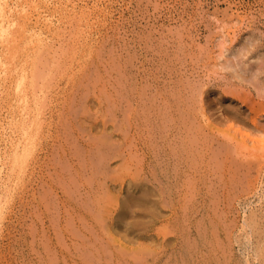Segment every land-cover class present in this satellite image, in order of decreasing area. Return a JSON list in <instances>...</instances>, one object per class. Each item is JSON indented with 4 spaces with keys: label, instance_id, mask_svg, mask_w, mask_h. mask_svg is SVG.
I'll return each instance as SVG.
<instances>
[{
    "label": "rangeland",
    "instance_id": "rangeland-1",
    "mask_svg": "<svg viewBox=\"0 0 264 264\" xmlns=\"http://www.w3.org/2000/svg\"><path fill=\"white\" fill-rule=\"evenodd\" d=\"M3 1L0 0V4H2L0 5V10L2 11V14L0 11V14H1L0 21H2V19L4 18V16L2 15H5L6 18H4L3 21L4 23H6V21L8 20V23H9L10 21L9 19L11 20L14 19L17 16L16 13L20 14L21 11H22L21 13H23L24 15H27L28 17L30 16L31 21L29 20L30 22H27V23H30V26L35 27V30L37 31L41 29V34L43 35V38L41 40L43 41L45 39L43 41V46H42L44 49L41 46H39L40 49L42 48L41 49L42 52L39 49L40 52L38 51L36 57H39V56L45 57V59L46 58L54 59L55 57L54 60L57 59L56 60L57 63L59 64V66L60 65L61 66H60V70H58L57 73L53 72L48 76L50 77V79L51 77L52 79L54 78L56 79L50 80V82L52 81L53 84L52 83L50 84L51 88L47 89L48 90V92L46 91L47 94L45 93L46 95L42 98L43 106L41 107V110L39 111L40 117H39V124L37 127V135L34 138L35 140L33 144L28 145L30 146V150L28 154L26 155V159H25L26 166H24V168L25 167L26 168H25V172L23 175L24 176L23 181L21 180L20 181L21 183L19 182V184L16 185L18 187L14 186L15 189L12 188L11 190L12 186L9 187L10 189L8 190V195L12 191L11 193L14 194V196L10 193L11 196L5 199L6 203L3 204L2 209H0V264H53V262L54 264H88V263L89 264H99V261H102V263L100 264H127V263L128 264H177L176 262L177 258L181 257V255L183 257L187 253L186 250H187L188 245H189L188 250H190V253H188V259L190 257L188 264H202V263L204 264V262L206 263L209 257L208 255L209 252L214 253V258L212 260L213 264H218V263L219 264H253V263L260 264L261 257L254 256L255 255L254 247L256 246L255 244H256L257 234L253 233L252 231H249L248 229H245L244 225H246V219L252 213L254 214L262 213V212L264 213L263 211L264 202H261L262 200L260 199L259 195L256 193V192L260 193V190H261L260 187L264 185V180H263L264 176L258 177V175L254 173L256 171L251 168L250 170H253L252 173L250 171L247 173V175L249 173H250L249 175L252 174L253 175L252 178L253 179L255 178L254 180L249 175L248 176L250 178H248L247 176L243 179L241 178L242 173L241 174L236 173V175H238V178L236 175L232 177V179H234L233 181L234 182L236 181L235 186L232 187V185L234 184L232 183L231 185L229 183V187H230L229 189H233L234 192L230 190L229 195H226L227 200H225V196H222L224 194H222V192L219 190V187L221 186L220 183L221 182L223 183V181L221 182L219 181L220 180L219 173L221 172H219L218 170V175L213 174L212 176L211 175L212 172H209L211 174L209 173L202 174L203 170L200 169L199 173L201 174L199 175H203L206 178V182H207V184L205 183L206 185L203 184L202 186L201 185L199 186V187H202V190H205V191L201 190L202 195L207 193V191L212 192V189H214L211 195L210 193L209 195L213 196V198H214V195H216L215 201L219 199L217 201V203L219 204L217 206L219 207H217L216 205L213 207L212 206L213 202L208 201V204L209 203L210 204L206 206L205 204H203L204 209H202L201 207L202 200H200L199 197H197V199L199 198L200 201L196 200L195 203L197 204H195V206L192 208H190V206L183 200V199H187V197L183 199H181L180 197L179 199L176 196L178 198L177 199L175 195L170 197L171 198L170 201L172 202L171 204L167 203V196L165 197L163 195L162 196L163 198L160 203L161 205L159 203L158 204L160 206L157 205V202H156L157 197L154 196L156 193L151 189V185H150L151 181L148 180L147 175L145 176V172L143 175V171L141 172V169H144V171H147L148 168L152 170L153 168L152 165H154L156 169H158V166L163 169V163H164L163 159L162 161L157 160L159 164L158 163H156L157 165L154 164V161H153L155 158L153 156L155 155L154 146L156 147V149L158 148L161 150L163 149L165 153H167L166 151H168L169 148L170 149L174 148V151L178 152V154H182L179 152V150L178 151L176 150V148L178 147V146L176 147L177 142H180V141L183 142L182 140H180L182 139V136H183V139H187V143L189 142V140L194 141L195 146L194 147L192 146L193 147L192 150L197 147L196 153H199L201 155L202 153L204 154L200 156L202 161L204 160L203 158L205 157V155L208 156L209 158L210 155L213 156L214 154L212 161L214 160V157L220 158V160L222 158V157H219L222 154L219 151L222 145L219 142L217 143L216 139L212 141L213 146H210V150H208L209 151L208 152L202 146L197 145V144H201L202 141L201 142L200 140L197 141L195 136L192 137L193 136L192 134L189 135L187 134V132L185 133L184 129L178 128L180 127L179 124L178 125L176 124L177 125L176 126L172 121L170 123L171 126L167 125V123L165 125L166 127L164 128V130H166L167 132L165 131H162L163 133L161 132V134L164 136V138L162 137V140L160 139L161 136L158 135L156 131L155 132L157 134H154L155 133L154 129L152 130L153 125L155 128L156 125H158V123L161 122V118L166 117V113L160 115L159 113L157 114L155 111L158 110L157 112H160V111L163 112L162 105L164 104L166 100L169 99V96L172 95L171 93H174L172 96H170V98L172 97L171 101L173 102L171 105L175 104L176 106L174 105V107L176 108L178 106L177 102L181 100L182 104L181 103L180 104L182 106L181 107L178 106V107L180 109L184 107L189 110H191L192 108L197 114H199L198 115L200 116L199 121L202 120L201 114L199 112V107H200L199 101L201 100L200 98L204 96V94L202 95L201 93L205 90L211 91V93H207V94L209 95V98H210L209 101H211L209 103L212 106L210 110V113L212 114V118L219 116V113H217L215 110L216 100L219 101L218 99L220 98L223 100H226L235 95L239 100H241L242 102L244 101V104L253 105L255 108L260 107L258 109H264V90L262 89V84L264 85V81H263L264 80V69L263 68L260 69L261 73L258 75L257 78H255L256 75L254 76L255 71L259 67L264 66V57H263L264 56L263 55L264 54V0H39V1L35 0L34 2L36 3H34V6L30 4L31 2L33 3V0L32 1L31 0H20V2L16 0L15 1L14 0H9V1L3 0ZM15 2L16 3L18 2L19 4L23 2L22 7H18L19 4L17 3L16 5ZM27 2L29 3L26 6ZM40 2L43 4V6L42 4L40 5ZM4 3H7V6L9 5L8 8L9 7L12 8L11 5L12 6L16 5V6H13L14 7L13 9L15 10L17 9L16 12L14 10V13H13L12 11L13 9L10 11V14H11L10 16L13 15L11 18L10 16H8L9 12H7V10H5L6 12L3 11L4 9H7L6 4L5 6L3 5ZM30 5H32V7ZM39 7L41 8L39 9ZM36 8L38 9L36 10ZM18 10L20 12H18ZM52 10H53V13H52ZM86 11L88 14L86 13ZM35 13H37L38 15L36 14L37 16H35ZM44 13L45 14L48 13V14L45 15ZM60 15L62 16L60 17ZM78 15L80 16V19ZM37 17L38 18L40 17L38 20L39 22L37 21L38 23L36 22V20L38 19ZM74 17L76 18V20ZM21 19L22 18L20 17L18 20H21ZM74 21L77 23L75 24ZM21 22L23 21L21 20ZM44 31L45 33L46 32L47 33L45 34ZM50 32L51 34H53V36H51ZM71 33L72 35H70ZM47 44L48 45L50 44V46L48 47ZM71 45H72V49L76 48L77 50L75 49L74 51L81 52V55H83L82 53L87 54L86 51H89L88 48L89 49L93 48L92 51L95 50V52L94 51L92 52L91 49H90L91 52L90 51L89 52L96 54V55L92 54V55L85 56L82 58L80 57V59H77L75 57L76 60H73V58H71V61H70V57L68 58L66 56L67 59H65V56L63 55V51L66 48L71 47ZM45 47L47 48L45 49ZM82 50H84V52H82ZM97 50L98 52L99 51L100 52L98 53ZM248 51L249 53H247ZM43 52H44L43 54L44 56L41 54ZM46 52L50 53V55L47 54ZM51 53L56 54V55H52ZM46 54L47 56H45ZM77 54H78V57L81 56L79 55V53ZM112 55L114 58L112 57ZM98 56H100L101 58ZM89 59L93 63L92 62L89 63L90 62ZM68 64L70 67L68 66ZM95 64L96 66L95 68H93L94 67L93 65ZM77 67L79 68L78 70H77ZM69 69H71L70 70L71 72L69 71ZM73 71H75V73ZM57 75H59L60 77ZM0 76H1V71H0ZM79 76L81 79L79 78ZM101 77H102V81H101ZM84 79L86 82L84 81ZM93 79L94 80L96 79V81H94ZM112 79L114 81H112ZM261 80L263 83H261ZM109 81L113 83H110ZM89 82L92 85L91 88H94L93 89L94 92L92 89H90ZM76 84H77V88H76ZM185 84L186 86H184ZM86 85L88 86V88ZM126 85L128 86L126 87ZM165 88L167 89L165 90ZM131 89H133V92L131 91ZM190 90L192 94L191 96H190ZM3 91H4V88L2 89L0 88V92L2 93ZM88 91H89L88 94H90V96L87 95ZM176 93L177 94L181 93L182 97L180 98V100L175 99ZM195 94L197 96H195ZM1 95L4 97L3 93ZM137 95H139L138 96L140 97L139 99L138 97H136ZM99 96L101 98H99ZM165 96H168V98H166ZM135 97L138 100H136ZM183 98L184 99L186 98L185 103H183L184 102ZM99 99L101 100L102 104L100 101L98 102ZM0 102H1L0 104V126H2L0 127V132L3 131L5 135L4 136L2 132L0 133V153H1L0 161L2 160L0 164L1 165L5 164L3 168H6L7 159L5 158L6 152L4 151H5V147L6 149L8 148V144H7L8 139H5V137L10 138L8 135L14 136L17 134V132H15L14 129H12V127L7 126L6 106L2 105V100ZM120 102H122L125 107ZM156 102H157V105H156ZM124 103H126V105ZM188 103H190L192 107L190 106V104L188 105ZM223 104L224 106L227 104L226 107L228 108L231 106L230 104L228 106V102L223 103ZM132 105H134V107ZM193 105H195L194 107L196 108V110L195 108H193ZM65 106L66 108L67 107L68 108L66 109ZM107 106H110V107H107ZM146 106L147 108H145ZM98 107H99V111H98ZM130 108L131 110L135 108L134 110L131 111L132 114H130L131 112H129ZM175 108L171 110V111H174V114L177 113ZM110 109H111V112H110ZM136 109L138 110V113L134 112L136 111ZM109 113L112 115H109ZM73 114L77 116H74ZM95 115H96V118H95ZM133 115H135V117ZM111 117H112V120H111ZM121 117H122V120H121ZM137 117L138 118L141 117V118L138 119ZM82 118L83 120H81ZM125 119H127V121ZM135 120H136V123H135ZM154 120L157 124L154 122ZM74 121L75 123H73ZM125 121L126 123L128 122L127 124L130 125L129 127L127 126ZM139 121H140V124H139ZM69 122L73 125H71ZM200 122L198 123V127L201 123L203 124V122L201 123ZM231 122L232 121L228 123H231ZM124 124L126 125L125 127L126 129L124 128L125 126ZM231 124L234 125V129L237 126V129H241L242 131H247L246 129L240 128V126L237 125L236 122L231 123ZM139 125L140 126L143 125L144 127H140ZM259 126L261 128H264L263 120H262V124H260ZM3 127H7L5 130L6 132L2 129ZM108 127H110V129ZM61 129L62 131H60ZM119 129H121L122 132ZM156 129L157 127L155 128V130ZM206 130L205 129L203 130L202 132L203 135H209L208 130L207 132H205ZM199 132L201 133V130H199ZM150 133L152 137L150 136ZM245 133H248V131ZM100 134L105 135L103 137L104 139L101 138L103 135L101 136ZM213 134L215 138H217L218 136L222 138L216 132L215 133L213 132ZM98 135L100 138L98 137ZM124 135H126L128 139ZM165 135L167 139L165 138ZM255 135L254 136L256 140L257 139L259 140L260 137H258V134L256 133ZM172 137L175 142L173 141ZM120 138L123 140H121ZM155 138L158 142L155 140ZM126 139L127 141L124 142V140ZM151 139H153V141H151ZM175 139L176 140L178 139V140L176 141ZM222 139H225V138H222ZM87 140L89 141L87 142ZM65 141L67 143H65ZM83 141H85L86 143ZM116 141L119 144H121V142H123L124 144L122 143V145H119ZM170 141L172 142L169 143ZM107 142H108V145H107ZM154 142L155 144H153ZM89 143L93 145H90ZM4 144H6L7 146ZM104 144L106 145L107 149L109 148V150L117 149L116 146H118V149L121 148L120 150H117L120 161H119L118 155L114 156L113 158L114 160H112L115 162V165L117 166L118 164L121 165L120 162L126 158L129 159V160L126 159L127 162L132 163V164H128V167H127L128 170L124 169L125 173L123 174H126V175L122 174V178H121L123 179L122 186L120 187L119 185L120 182H117L115 183L116 189H113V190L110 189V186H112V182L109 181L110 179L105 178L106 180L104 179L103 181V179H100V175L98 176L93 171L97 167L98 162H100L101 165L102 163H104L103 162L104 158H101L104 156L103 149L105 148H102ZM99 145H102V146L98 147ZM109 145L110 146L112 145V146L110 147ZM172 145L174 146L172 147ZM75 146L78 147L79 149L76 148ZM85 146L86 147L88 146V147L86 148ZM96 149H100V150H96ZM9 150L10 149H8V151ZM120 152L123 154L121 155ZM98 153L100 154V157ZM157 153H158L157 159L158 158L161 159V156L163 153H161L160 150H158ZM181 156L182 158H184V154H182ZM134 157L136 159H134ZM170 157L175 158L176 156L174 155ZM177 157L175 159L171 158L173 160L171 161L173 162V164H176L175 167L178 169L177 171L179 173L180 172L182 173V171L184 170V167L187 166L188 164L185 162L186 160L185 159L182 160L181 157H179L180 162L177 161ZM237 158L238 160H241V157L237 156ZM4 159L6 160L4 161ZM220 160H218V162ZM238 160L237 162H239ZM242 160H241L242 162H245L244 160L246 159L242 158ZM88 161L90 162L86 164ZM183 162L185 163V165L183 164ZM190 164H191V160H190ZM65 165L66 166L69 165V166H67L66 168ZM89 165H91L94 168H92ZM147 165H151V167L150 166L147 167ZM172 165L168 167L169 168L174 167ZM179 165L181 166V168ZM182 166H183V169H182ZM165 167L166 166H164V168ZM178 167L182 170H180ZM129 168H130V172H129ZM234 168H236V166ZM139 169H140V172L138 175L137 171ZM65 170L68 172H66ZM75 170H76V173H75ZM163 170L165 171V169ZM158 171H161V169ZM213 171H215V169ZM5 172L6 170L3 169V171L0 173V194H1L0 197H2L3 195L4 196L3 198H5V196L7 195L6 189H8V187L5 189L2 187V185H4V183L6 182ZM172 173H173V169H172ZM134 174H136V176L138 175L137 178H135L136 176ZM228 174L229 173L227 172L226 176ZM132 175L135 177L132 178L133 177ZM95 178H97V180L94 181ZM76 179L78 180L79 183L77 182ZM134 179H136L135 181L136 183L139 182V180L140 182L143 181L144 186L142 187L143 190H141V195L139 192L132 193L131 189L127 190L128 183H129L128 181L133 182ZM216 179L217 181L220 182L219 183L220 185L216 183L217 182ZM249 179L250 180L252 179V182H254L253 184L256 187L251 188V192L249 195H243V192H245L247 188V182L249 181ZM258 180H260L261 182ZM89 184H92V188L94 185L96 186V188H98L96 192L97 193L101 192L102 198L109 199L112 196L114 201L116 200L115 202L117 204L115 203V206L112 207L111 211L107 214L105 221L103 220L104 224L102 222H98L99 220H95L96 218L95 214L93 213L92 215V212H94L93 210L95 209H93L94 207H92L90 210V207L88 205L91 203L90 201H92L90 199H93L92 197H90V195L87 192V190L88 191L92 190ZM7 185H8V182H7ZM244 185L246 186V188H244L245 187ZM144 187L146 190L144 189ZM216 187L218 189H216ZM99 188H101L102 190ZM147 190H149L150 192ZM151 191L153 192L151 193ZM220 192L222 195L220 194ZM231 193L234 196L232 195L231 197ZM238 193L239 194L242 193L241 195H239L240 197L237 196ZM147 194L149 197L147 196ZM209 195L207 194V196ZM135 196L139 197V199L134 198ZM83 199L85 201H83ZM152 199L153 201H151ZM175 200H178L177 202L179 203H176ZM147 202L148 203L150 202L149 204L152 206V208L150 207L149 209L150 205ZM181 202L185 203L186 205ZM163 203H164V206H162ZM166 203L169 205H167ZM223 203L225 205H223ZM82 204L84 208H82L83 207ZM123 204L125 205L123 206ZM156 206L157 207L159 206V207L156 208ZM126 207L128 211H124L126 210ZM184 207H185V210H184ZM195 207H199V209L197 208L196 209L197 211H196L194 209ZM0 208H1V205H0ZM144 208H145L144 212L146 213V214L144 213L145 215L142 212ZM186 209L187 210L189 209V210L187 211ZM139 210H142V211L139 212ZM220 210H222V213ZM150 211H152V213ZM186 211H187L186 213L187 219L183 220L184 218H186L184 217ZM125 212L127 213L130 212V213L127 214ZM205 212L209 213L208 214L209 216H207L206 215L207 213ZM149 213H151V216L152 215L153 216L151 217ZM214 213L217 214L215 215V217L213 216ZM223 213L225 214L227 213V214L225 215ZM136 214H138L139 217H137ZM181 214H183L184 216L181 217L180 216ZM89 216H90V219H88ZM114 216L117 218H114ZM178 217L180 218L179 220L177 219ZM189 218L191 221L189 220ZM197 218H198V221L199 220L201 221L203 218L204 219L209 218L213 220L211 221L212 223L215 221L216 223L215 222L214 223L218 225L219 228L217 231L219 232L217 234L219 235H216L217 236L216 241L218 240L219 242L217 245V249H215L216 251L201 241L200 234L199 235L197 234L199 233L198 229H200L197 224L198 222L196 221ZM72 220H75V221H72ZM182 220L183 222L185 221L184 224H181ZM91 226L93 227L92 229H91ZM207 227H209V224H207ZM55 231L57 234L55 233ZM197 235L200 238L196 237ZM107 237L109 240L111 239L112 241L110 240L111 241L110 242L107 239ZM93 238L94 240H92ZM97 241H98V245L100 248L97 247L96 249V247L94 246H97ZM100 242L102 243V245ZM81 243L84 244V246L85 245L86 246L84 247ZM195 244L198 245L197 248L194 247ZM111 245H112V248H111ZM190 245H192L193 247L194 254H192L193 251L191 250L192 247ZM222 245L224 246L223 248H222ZM103 246L106 247L108 250H106V248H104ZM209 247L211 249H209ZM87 248L89 250L90 248L91 249L95 248V249L88 251ZM119 250L121 251L119 252ZM91 252H93V254ZM117 252L120 255V258L117 255ZM123 252L125 253V255H123L124 254ZM94 253L96 254V257H94L95 256ZM134 255L136 259L134 258ZM102 256L104 257L107 256V257L104 258ZM124 256L125 258L127 257L126 260L123 259ZM194 256L196 259L194 258ZM203 257L205 258L204 260H203ZM255 257L257 258V260H259V262L255 259ZM93 261L95 263H93Z\"/></svg>",
    "mask_w": 264,
    "mask_h": 264
},
{
    "label": "bare ground",
    "instance_id": "bare-ground-1",
    "mask_svg": "<svg viewBox=\"0 0 264 264\" xmlns=\"http://www.w3.org/2000/svg\"><path fill=\"white\" fill-rule=\"evenodd\" d=\"M3 1V0H2ZM7 1V0H6ZM9 1V0H8ZM15 1V0H14ZM16 1H18V2H20V0H16ZM32 1V0H31ZM35 0H33V3L31 2L30 4H32L33 6H34V3H36V2H34ZM37 1V0H36ZM39 1V0H38ZM4 2V1H3ZM2 2V3H3ZM17 2V3H18ZM26 2V1H25ZM42 2V1H41ZM40 2V5L42 4ZM48 2V1H47ZM51 2V1H50ZM8 3V2H7ZM7 3H4L3 5L5 6V4H6V6H7ZM17 3L15 2V4L17 5ZM23 3V2H22ZM22 3L21 4H19V6L18 7H22ZM28 3L29 2H27V4H26V6L28 5ZM52 3V2H51ZM60 3V2H59ZM11 4H12V2H11ZM0 5H2V4H0ZM16 5H13V6H16ZM21 5V6H20ZM32 5H30L31 7H32ZM36 5V4H35ZM38 5H39V3H38ZM46 5V4H45ZM44 5V6H45ZM58 5V4H57ZM9 6V5H8ZM8 6L6 7L7 9H4L3 11L4 12H6L5 10H7V12H9V15L8 16H10L11 14H10V11L14 8L12 5H11V7L12 8H8ZM42 6H43V4H42ZM47 6V5H46ZM50 6V5H49ZM60 6V5H59ZM58 6V7H59ZM17 7V8H18ZM29 7V6H28ZM36 7H38V6H36ZM3 8V7H2ZM41 7H39V9H40ZM56 8V7H55ZM54 8V9H55ZM70 8H71V6H70ZM10 9V10H9ZM38 8H36V10H37ZM48 9V8H47ZM14 10L15 9H13L12 11H13V13H14ZM17 10V9H16ZM16 10H15V12H16ZM21 10H22V8H21ZM25 10V9H24ZM46 10V9H45ZM1 11V10H0ZM42 11V10H41ZM56 11H57V9H56ZM61 11V10H60ZM63 11V10H62ZM67 11V10H66ZM73 11V10H72ZM80 11V10H79ZM82 11V10H81ZM3 12V13H4ZM18 12H20L19 10H18ZM22 12V11H21ZM20 12V14L19 13H16V15L20 18H22L21 20L23 21V22H21V20H18L19 18L17 17H15L14 19H9L8 17V19L10 20L9 21V23H8V20L6 21V23H4V21H3V19L4 18H6L5 17V15H2V16H4V18L2 19V21H0V71H1V76H0V88L2 89V88H4V91L2 92L3 93V95H4V97L0 94V96H2V97H0L1 98V100H2V105H5L6 106V110H7V113H6V117H7V126L8 127H12V129H14V131L15 132H17V134L16 135H14V136H12V135H8V133H7V135L10 137V138H6L5 137V139H8V141H7V144H8V148L6 149V147H5V151L4 152H6V156H5V158L7 159V162H6V168H3V166L5 165V164H3V165H1L0 166V173L3 171V169H5L6 170V172H5V183H4V185H2V187L5 189V188H7L8 187V189H6V192H7V195L5 196V198H3L4 196L2 195V197H0V205H1V208L0 209H2V206H3V204H5L6 203V198H8V197H10L11 196V194L9 193V195H8V190L10 189L9 187L10 186H12L11 187V190H12V188H14V186H16L17 184H19V182L22 180L23 181V178H24V172H25V168H24V166H26L25 164H26V161H25V159H26V155L28 154V152H29V150H30V146H28V145H32L33 144V142H34V138H35V136L37 135V127H38V124H39V111L41 110V107L43 106L42 104H43V101H42V98L47 94L46 93V91L48 92V88H51L50 87V84L52 83V81L50 82V80L52 79V77H51V79H50V77H48L51 73H53V72H55V73H57V71L58 70H60V66H59V64L57 63V59L56 60H54L55 59V57H54V59H51V58H46L45 59V57H40L39 55V57H36V55H37V53H38V51H39V49H40V47L39 46H43V41L45 40H41L42 38H43V35L41 34V29L39 30V31H37V30H35V27H32V26H30V23H27V22H30L31 21V17H30V19H29V17L27 16V15H24L23 13H21ZM27 12V11H26ZM35 12V11H34ZM83 12V11H82ZM12 13V14H13ZM24 13H25V11H24ZM43 13V12H42ZM50 13H51V11H50ZM52 13H53V10H52ZM52 13H51V15H52ZM61 13V12H60ZM68 13V12H67ZM80 13V12H79ZM85 13V12H84ZM86 13H87V11H86ZM1 14H2V11H1ZM0 14V15H1ZM5 14V13H4ZM26 14H28V13H26ZM37 13H35V16H37L36 15ZM40 14V13H39ZM45 14V13H44ZM43 14V15H44ZM48 14V13H47ZM47 14H45V15H47ZM55 14V13H54ZM88 14V13H87ZM6 15V16H7ZM31 15V14H30ZM33 15V14H32ZM44 15V16H45ZM58 15V14H57ZM63 15V14H62ZM62 15H60V17L62 16ZM13 16V15H12ZM12 16H10V18L12 17ZM27 16V17H26ZM40 16V15H39ZM49 16V15H48ZM54 16V15H53ZM56 16V15H55ZM64 17V16H63ZM76 17V16H75ZM74 17V18H75ZM78 17H79V19H80V16L78 15ZM95 17V16H94ZM38 18V17H37ZM36 18V19H37ZM40 18V17H39ZM39 18L36 20V22L39 20ZM69 18V17H68ZM88 18V17H87ZM1 19V18H0ZM16 19V20H15ZM43 19V18H42ZM54 19V18H53ZM63 19V18H62ZM61 19V20H62ZM67 19V18H66ZM82 19V18H81ZM99 19V18H98ZM30 20V21H29ZM34 20V19H33ZM68 20V19H67ZM72 20V19H71ZM75 20H76V18H75ZM86 20V19H85ZM44 21V20H43ZM65 21V20H64ZM21 22V23H20ZM35 22V21H34ZM39 22V21H38ZM37 22V23H38ZM59 22V21H58ZM75 22V21H74ZM97 22V21H96ZM45 23V22H44ZM69 23V22H68ZM72 23V22H71ZM70 23V24H71ZM77 22H75V24H76ZM81 23V22H80ZM65 24V23H64ZM87 24V23H86ZM31 25H33V24H31ZM46 25H48V24H46ZM45 25V26H46ZM74 25V24H73ZM78 26V25H77ZM86 26V25H85ZM90 26H92V25H90ZM94 26V25H93ZM44 27V26H43ZM56 27V26H55ZM81 27V26H80ZM39 28H41V27H39ZM37 29V28H36ZM44 29V28H43ZM50 29V28H49ZM65 29V28H64ZM63 29V30H64ZM51 30V29H50ZM54 30V29H53ZM61 30V29H60ZM80 30V29H79ZM91 30V29H90ZM47 31V30H46ZM83 31V30H82ZM49 32V31H48ZM57 32V31H56ZM61 32V31H60ZM79 32V31H78ZM81 32V31H80ZM84 32V31H83ZM44 33H45V31H44ZM43 33V34H44ZM47 33V32H46ZM45 33V34H46ZM69 33V32H68ZM86 33V32H85ZM91 33V32H90ZM50 34H51V32H50ZM58 35V34H57ZM70 35H72V33L70 34ZM45 36V35H44ZM51 36H53V34H51ZM81 36V35H80ZM83 36V35H82ZM45 38V37H44ZM72 38H74V37H72ZM78 38V37H77ZM91 38V37H90ZM70 39V38H69ZM85 39V38H84ZM87 39V38H86ZM53 40V39H52ZM72 40V39H71ZM75 40V39H74ZM97 40V39H96ZM47 41V40H46ZM83 41H85V40H83ZM82 41V42H83ZM90 41V40H89ZM54 42V41H53ZM75 42V41H74ZM73 42V43H74ZM49 43H51V42H49ZM69 43V42H68ZM80 43V42H79ZM100 43V42H99ZM81 44V43H80ZM83 44V43H82ZM45 45H46V43H45ZM54 45V44H53ZM84 45V44H83ZM47 46L49 47L50 46V44L48 45L47 44ZM65 46V45H64ZM73 46H74V44H73ZM76 46V45H75ZM51 47H52V45H51ZM69 47V46H68ZM87 47H88V45H87ZM43 48V47H42ZM41 48V49H42ZM47 47H45V49H46ZM78 48V47H77ZM84 48V47H83ZM40 49V50H41ZM44 49V48H43ZM50 49V48H49ZM63 49V48H62ZM67 49V50H66ZM64 51H63V55L65 56V59H67L66 58V56L69 58L70 57V61H71V58H73V60H76L75 59V57L77 58V59H80V57L82 58V57H85V56H89V55H92L93 53H90L91 51H92V49H91V51H90V49L88 48V50L90 51H86L87 52V54H84V53H82L83 55H81V52H75L74 50L76 49H72V45H71V47H69V48H66ZM85 49H86V47H85ZM100 49V48H99ZM77 50V49H76ZM47 51V50H46ZM62 51V50H61ZM60 51V52H61ZM81 51V50H80ZM94 52H95V50H93ZM92 51V52H93ZM40 52V51H39ZM41 52H42V50H41ZM50 52V51H49ZM82 52H84V50H82ZM97 52H98V50H97ZM100 52V51H99ZM98 52V53H99ZM47 53V52H46ZM77 53H79V55H81V56H79L78 57V54ZM97 53V54H98ZM247 53H249V51L247 52ZM42 55L44 54V52L43 53H41ZM47 54H49L50 55V53H47ZM47 54L45 55V56H47ZM52 54V53H51ZM101 54V53H100ZM112 54V53H111ZM256 54V53H255ZM260 54H261V52H260ZM48 55V56H49ZM52 55H56V54H52ZM57 55H58V53H57ZM63 55H62V57H63ZM93 55H96V54H93ZM264 55V54H263ZM44 56V55H43ZM262 56V55H261ZM96 57V56H95ZM98 57H100V56H98ZM112 57H113V55H112ZM264 57V56H263ZM38 58V59H37ZM44 58V59H43ZM60 58V57H59ZM101 58V57H100ZM114 58V57H113ZM92 59V58H91ZM64 60V59H63ZM84 60V59H83ZM90 60V59H89ZM101 60V59H100ZM248 60V59H247ZM61 61H62V59H61ZM80 61V60H79ZM104 61V60H103ZM69 62V61H68ZM86 62V61H85ZM92 61L90 60V62L89 63H91ZM107 62V61H106ZM83 63V62H82ZM93 63V62H92ZM102 63V62H101ZM120 63V62H119ZM124 63V62H123ZM128 63V62H127ZM62 64V63H61ZM71 64V63H70ZM129 64V63H128ZM72 65V64H71ZM80 65V64H79ZM126 65V64H125ZM259 65H261V64H259ZM68 66H69V64H68ZM81 66V65H80ZM88 66V65H87ZM94 67L93 68H95V66H96V64L95 65H93ZM104 66V65H103ZM113 66V65H112ZM120 66V65H119ZM128 66V65H127ZM70 67V66H69ZM83 67V66H82ZM91 67V66H90ZM122 67V66H121ZM64 68V67H63ZM68 68V67H67ZM76 68V67H75ZM85 68V67H84ZM97 68V67H96ZM106 68V67H105ZM109 68H111V67H109ZM261 68H263L264 69V66L262 67H259L256 71H255V74H254V76L256 75V77L255 78H257L258 77V75L261 73V71H260V69ZM65 69V68H64ZM79 68L77 67V70H78ZM82 69V68H81ZM122 69V68H121ZM63 70V69H62ZM61 70V71H62ZM71 69H69V71H70ZM90 70V69H89ZM88 70V71H89ZM104 70V69H103ZM113 70V69H112ZM124 70V69H123ZM125 70H126V68H125ZM68 71V72H69ZM99 71V70H98ZM97 71V72H98ZM121 71V70H120ZM71 72V71H70ZM74 73H75V71H73ZM81 72V71H80ZM84 72V71H83ZM113 72V71H112ZM127 72H129V71H127ZM238 72V71H237ZM59 73V72H58ZM78 73V72H77ZM85 73V72H84ZM92 73H94V72H92ZM101 73H103V72H101ZM61 74V73H60ZM69 74V73H68ZM70 74H72V73H70ZM86 74V73H85ZM100 74V73H99ZM111 74V73H110ZM128 74V73H127ZM74 75V74H73ZM80 75V74H79ZM102 75V74H101ZM114 75V74H113ZM112 75V76H113ZM263 75V74H262ZM57 76H59V75H57ZM56 76V77H57ZM97 76V75H96ZM111 76V77H112ZM116 76H118V75H116ZM253 76V77H254ZM60 77V76H59ZM70 77V76H69ZM68 77V78H69ZM71 77H72V75H71ZM90 77V76H89ZM103 77V76H102ZM102 77H101V81H102ZM79 78H80V76H79ZM86 78V77H85ZM110 78V77H109ZM108 78V79H109ZM2 79V80H1ZM56 78H54V79H52V80H55ZM60 79V78H59ZM62 79V78H61ZM81 79V78H80ZM79 79V80H80ZM104 79V78H103ZM127 79V78H126ZM125 79V80H126ZM253 79V78H252ZM79 80H77V81H79ZM94 80V79H93ZM99 80V79H98ZM118 80V79H117ZM128 80V79H127ZM131 80V79H130ZM2 81V82H1ZM58 81V80H57ZM84 81H85V79H84ZM94 81H96V79L94 80ZM100 81V80H99ZM98 81V82H99ZM112 81H114L113 79H112ZM264 81V80H263ZM54 82V81H53ZM67 82V81H66ZM69 82V81H68ZM73 82V81H72ZM83 82V81H82ZM86 82V81H85ZM110 82V81H109ZM97 83V82H96ZM110 83H113V82H110ZM128 83V82H127ZM126 83V84H127ZM248 83V82H247ZM261 83H263L262 82V80H261ZM53 84V83H52ZM72 84V83H71ZM89 84H90V82H89ZM98 84H100V83H98ZM118 84H119V82H118ZM57 85V84H56ZM64 85V84H63ZM68 85V84H67ZM74 85V84H73ZM123 85V84H122ZM169 85V84H168ZM3 86V87H2ZM87 86V85H86ZM90 86V89H94V88H91V84L89 85ZM94 86H95V84H94ZM128 85H126V87H127ZM175 86V85H174ZM182 86V85H181ZM184 86H186V84L184 85ZM188 86V85H187ZM251 86V85H250ZM98 87V86H97ZM96 87V88H97ZM110 87H111V85H110ZM115 87H117V86H115ZM125 87V86H124ZM135 87V86H134ZM190 87V86H189ZM55 88V87H54ZM68 88V87H67ZM73 88V87H72ZM76 88H77V84H76ZM87 88H88V86H87ZM119 88V87H118ZM128 88H130V87H128ZM191 88V87H190ZM252 88V87H251ZM53 89V88H52ZM57 89V88H56ZM71 89V88H70ZM120 89V88H119ZM125 89H127V88H125ZM124 89V90H125ZM140 89V88H139ZM145 89V88H144ZM167 88H165V90H166ZM260 89V88H259ZM262 89L264 90V85L262 84ZM76 90V89H75ZM75 90H73V91H75ZM78 90V89H77ZM83 90V89H82ZM89 90V89H88ZM106 90V89H105ZM117 90V89H116ZM115 90V91H116ZM173 90V89H172ZM200 90V89H199ZM198 90V91H199ZM69 91V90H68ZM81 91V90H80ZM91 91V90H90ZM99 91V90H98ZM123 91V90H122ZM131 91L133 92V89H131ZM136 91V90H135ZM138 91V90H137ZM184 91H185V89H184ZM187 91V90H186ZM196 91V90H195ZM261 91V90H260ZM38 92H40V93H38ZM67 92V91H66ZM93 92H94V90H93ZM114 92V91H113ZM127 92V91H126ZM130 92V91H129ZM164 92V91H163ZM162 92V93H163ZM180 92V91H179ZM200 92V91H199ZM5 93V94H4ZM46 93V94H45ZM89 93V91L87 92V95H89L90 96V94H88ZM101 93V92H100ZM120 93H121V91H120ZM124 93V92H123ZM168 93V92H167ZM188 93H189V91H188ZM207 93H211V91L210 90H205V91H203L201 94L203 95L204 94V96L203 97H201L200 99V107H199V112H200V114H201V119L202 120H200L201 122H203V124L199 121V118H200V116H198L199 114H197L192 108H191V110H189V109H186V108H182V109H180L179 107H181L182 105V101L180 100V98L182 97V95H181V93H179V94H177L176 93V97H175V99L176 100H180V101H176L177 102V104H178V108L176 107H174V105H171L173 102L171 101L172 100V97L170 98V96H172L174 93H171L172 95H170L169 96V99L168 100H166V99H164V100H166L165 102H164V104L162 105L163 107H162V110H163V112L162 111H160V112H157V111H155L157 114L159 113L160 115L161 114H164V113H166V117H164V118H161V122H159L158 123V125H156L157 123L155 122V120H154V122L156 123L155 125H156V127H157V129L155 130V128H154V125H153V127H152V130L154 129V132L156 131L157 133H158V135H160L161 137H160V139L162 140V137L164 138V136L161 134V132L162 131H165V132H167L166 130H164V128L166 127L165 125H166V123H167V125H169V126H171L170 125V123H171V121L176 125H180V127H178L179 129L181 128V129H184V131H185V133L187 132V134H189V135H193L192 137H194L195 136V138L197 139V141H199L200 140V142L202 141V143L201 144H197L198 146H202L204 149H206L207 151L208 150H210V146H213L212 145V141L213 140H217L216 142L218 143H221V149H219V151L222 153H220L221 155L219 156V157H222L221 158V160H220V158H217V157H214V160L212 161V158H213V156H214V154H213V156H211L210 155V157L208 158V156H206L205 155V157L203 158L204 160L202 161V159L200 158V156H202V155H204L203 153H202V155L201 154H199V153H196V148H194L193 150H192V148L195 146L194 145V141L193 140H189V142L187 143V139H183V136H182V139H180V140H182L183 142H181L180 140V142H177V145L176 144H174V145H176V150L178 151L179 150V152L180 153H182V154H184V158H182V154H178V152H176V151H174V148L172 149H170L169 147V150L168 151H166L167 153H165L164 152V150L162 149H156V147L154 146V153H155V155H153L155 158H154V164L155 165H157L156 163H158L159 164V162L157 161V160H159V161H162V159L164 160V163H163V169H165V171L161 168V167H159L158 166V169H156L155 167H154V165H152V170H150L149 168L147 169V171H144V169H141V172L143 171V175H144V172H145V176L147 175V177H148V180L149 181H151V189L156 193L154 196H156V197H154V198H156V202H157V205H159L160 203H161V200H162V196L164 195L165 197L167 196V203H169V204H171L172 202L170 201L171 200V196H173V195H175V197L177 196L179 199H180V197H181V199H183V198H185V197H187V199H183L189 206H190V208H192V207H194L195 206V204H197V203H195L196 202V200H199V198H200V200H202L201 201V207H202V209H204L203 208V204H205V206L206 205H209L208 204V201L210 202V201H212L213 202V204H212V206L214 207L215 205L217 206V205H219L218 203H217V201L219 200H216L215 201V197H216V195H214V198H213V196H210L211 195V193L213 192V190L214 189H212V192H209V191H207V193H205V194H203L202 195V192H201V190H202V187H199L200 185L202 186L203 184H207V182H206V178L203 176V175H199V174H201V173H199V171H200V169H202L203 171H202V174L204 173V174H207V173H209V172H212V174L211 173H209V174H211L212 176H213V174H216V175H218V170H219V172H221V173H219V181L221 182V181H223V183L221 182H219V181H217V179H216V183H218V185H220L221 184V186L219 187V190L222 192V194H224V195H222L221 194V192H220V194L222 195V196H225V200H227L226 199V195H229V192H230V190L231 191H233V189H229L230 187H229V183L232 185V183L234 184V185H232V187L233 186H235V184H236V181L234 182L233 180L234 179H232V177L234 176V175H236V173H242V177L241 178H245V177H247L248 175H247V173L248 172H250L251 171V173H252V171L253 170H250V168L251 169H254L256 172H254L255 174H257L258 175V177L260 176H264V128H261L259 125L260 124H262V120L264 121V109H258V108H260V107H258V108H255L253 105H247V104H244V101L242 102L241 100H239L237 97H236V95L235 96H233V97H230V98H228V99H226V100H223V99H218L219 101H217L216 100V102H215V105H216V107H215V110H216V112L217 113H219V116H217V117H215V118H212V114L210 113V110H211V108H212V106L210 105V103L209 102H211V101H209V95L207 94ZM55 94V93H54ZM53 94V95H54ZM60 94V93H59ZM64 94V93H63ZM71 94V93H70ZM69 94V95H70ZM77 94V93H76ZM131 94V93H130ZM135 94V93H134ZM139 94V93H138ZM198 94V93H197ZM259 94H260V92H259ZM68 95V96H69ZM118 95V94H117ZM145 95V94H144ZM166 95V94H165ZM180 97H179V96ZM186 95V94H185ZM192 94H191V90H190V96H191ZM201 95V96H202ZM211 95V94H210ZM48 96V95H47ZM61 96V95H60ZM73 96H75V95H73ZM77 96V95H76ZM83 96V95H82ZM85 96V95H84ZM94 96V95H93ZM139 95H137L136 97H138ZM149 96V95H148ZM195 96H197L196 94H195ZM260 96V95H259ZM71 97V96H70ZM88 97V96H87ZM104 97V96H103ZM106 97V96H105ZM120 97H121V95H120ZM135 97V98H136ZM145 97V96H144ZM150 97V96H149ZM166 98H168V96H165ZM186 97V96H185ZM51 98V97H50ZM63 98V97H62ZM64 98H66V97H64ZM76 98H78V97H76ZM99 98H101L100 96H99ZM107 98H108V96H107ZM125 98H126V96H125ZM131 98V97H130ZM140 97H138V99H139ZM161 98V97H160ZM194 98V97H193ZM198 98V97H197ZM54 99V98H53ZM80 99H81V97H80ZM124 99V98H123ZM128 99V98H127ZM137 98H136V100H138ZM174 99V98H173ZM184 99V98H183ZM182 99V100H183ZM0 100V101H1ZM52 100V99H51ZM106 100V99H105ZM111 100V99H110ZM143 100V99H142ZM185 100H186V98L184 99V102L183 103H185ZM189 100V99H188ZM187 100V101H188ZM199 100V99H198ZM197 100V101H198ZM58 101V100H57ZM66 101V100H65ZM101 102V100L99 99L98 100V102ZM173 101H175V100H173ZM194 101V100H193ZM196 101V102H197ZM215 101V100H214ZM86 102V101H85ZM112 102V101H111ZM110 102V103H111ZM123 102V101H122ZM122 102H120V103H122ZM134 102V101H133ZM151 102H152V100H151ZM154 102V101H153ZM171 102V103H170ZM228 102V106H229V104L231 105L229 108L228 107H226V105L224 106V104L223 103H227ZM68 103V102H67ZM73 103V102H72ZM114 103V102H113ZM160 103V102H159ZM158 103V104H159ZM181 103V104H180ZM192 103V102H191ZM0 104H1V102H0ZM45 104V103H44ZM50 104H51V102H50ZM66 104V103H65ZM84 104V103H83ZM88 104V103H87ZM101 104H102V102H101ZM112 104V103H111ZM125 105H126V103H124ZM130 104V103H129ZM131 104H132V102H131ZM130 104V105H131ZM136 104V103H135ZM134 104V105H135ZM141 104V103H140ZM150 104V103H149ZM190 103H188V105H189ZM193 104H194V102H193ZM196 104V103H195ZM223 104V105H222ZM61 105V104H60ZM122 105H123V103H122ZM134 105H132L133 107H134ZM139 105V104H138ZM156 105H157V102H156ZM46 106V105H45ZM51 106H53V105H51ZM85 106V105H84ZM87 106V105H86ZM111 106V105H110ZM110 106H107V107H110ZM124 106V105H123ZM128 106V105H127ZM176 106V105H175ZM184 106V105H183ZM190 106H191V104H190ZM195 105H193V108H195L194 107ZM48 107H50V106H48ZM58 107V106H57ZM105 107V106H104ZM121 107V106H120ZM119 107V108H120ZM125 107V106H124ZM131 107V106H130ZM173 107V108H172ZM192 107V106H191ZM3 108H5V107H3ZM45 108V107H44ZM47 108V107H46ZM60 108V107H59ZM65 108H66V106H65ZM68 108V107H67ZM66 108V109H67ZM80 108V107H79ZM117 108V107H116ZM139 108V107H138ZM145 108H147V106L145 107ZM144 108V109H145ZM158 108V107H157ZM175 108V110L177 111V113L176 114H174V111H171V110H173ZM188 108V107H187ZM198 108V107H197ZM71 109V108H70ZM75 109V108H74ZM104 109V108H103ZM121 109V108H120ZM135 109V108H134ZM134 109H132V110H134ZM85 110V109H84ZM122 110H123V108H122ZM130 111L129 112H131L132 110H131V108L129 109ZM195 110H196V108H195ZM55 111V110H54ZM80 111H81V109H80ZM98 111H99V107H98ZM108 111V110H107ZM118 111H119V109H118ZM125 111V110H124ZM148 111V110H147ZM152 111V110H151ZM69 112V111H68ZM73 112V111H72ZM110 112H111V109H110ZM123 112V111H122ZM126 112V111H125ZM134 112H137L138 113V110L136 109V111H134ZM154 112V113H155ZM173 112V113H172ZM42 113V112H41ZM50 113V112H49ZM80 113V112H79ZM121 113V112H120ZM141 113H143V112H141ZM93 114V113H92ZM96 114V113H95ZM105 114H106V112H105ZM130 114H132V112L130 113ZM148 114H149V112H148ZM43 115V114H42ZM65 115H66V113H65ZM74 115V114H73ZM81 115V114H80ZM87 115V114H86ZM97 115H98V113H97ZM100 115V114H99ZM109 115H112V114H110L109 113ZM114 115V114H113ZM122 115H123V113H122ZM121 115V116H122ZM127 115V114H126ZM140 115V114H139ZM142 115V114H141ZM152 115V114H151ZM217 115V114H216ZM74 116H77V115H74ZM91 116V115H90ZM90 116H88V117H90ZM101 116V115H100ZM134 117H135V115H133ZM138 116V115H137ZM143 116H144V114H143ZM148 116V115H147ZM163 116V115H162ZM94 117V116H93ZM104 117V116H103ZM106 117V116H105ZM110 117V116H109ZM120 117V116H119ZM126 117V116H125ZM132 117V116H131ZM133 117V118H134ZM149 117V116H148ZM73 118V117H72ZM76 118V117H75ZM79 118V117H78ZM95 118H96V115H95ZM108 118V117H107ZM129 118V117H128ZM138 118V117H137ZM139 118H141V117H139ZM138 118V119H139ZM156 118V117H155ZM74 119V118H73ZM136 119V118H135ZM145 119V118H144ZM81 120H83V118L81 119ZM88 120V119H87ZM110 120V119H109ZM108 120V121H109ZM111 120H112V117H111ZM114 120V119H113ZM121 120H122V117H121ZM126 121H127V119H125ZM129 120V119H128ZM157 120V119H156ZM44 121V120H43ZM124 121V120H123ZM126 121H125V123H126ZM133 121H134V119H133ZM140 121H141V119H140ZM140 121H139V124H140ZM230 121H232L231 123H234V122H236L237 123V125H239L240 126V128H243V129H246L247 131H248V133H245V132H247V131H242L241 129H237V126H236V128L234 129V125L233 124H231V123H228V122H230ZM42 122V121H41ZM68 122V121H67ZM78 122V121H77ZM95 122V121H94ZM113 122H115V121H113ZM145 122H147V121H145ZM201 123L200 125H199V127H198V123ZM4 123V124H5ZM59 123V122H58ZM61 123V122H60ZM70 123V122H69ZM73 123H75V121L73 122ZM89 123V122H88ZM118 123V122H117ZM128 123V122H127ZM126 123V124H127ZM135 123H136V120H135ZM43 124V123H42ZM63 124V123H62ZM71 124V123H70ZM77 124V123H76ZM75 124V125H76ZM114 124V123H113ZM121 124V123H120ZM143 124V123H142ZM146 124V123H145ZM173 124V125H174ZM66 125V124H65ZM71 125H73V124H71ZM74 125V126H75ZM122 125V124H121ZM125 125V124H124ZM123 125V126H124ZM174 125V126H175ZM176 125V126H177ZM49 126V125H48ZM60 126H62V125H60ZM64 126V125H63ZM67 126V125H66ZM79 126V125H78ZM127 126L129 127L130 125H128L127 124ZM137 126V125H136ZM140 126V125H139ZM146 126V125H145ZM197 126V127H196ZM0 127H2V126H0ZM40 127V126H39ZM43 127H44V125H43ZM68 127V126H67ZM104 127V126H103ZM122 127V126H121ZM126 127V125L124 126V128ZM138 127V126H137ZM140 127H144L143 125L142 126H140ZM221 127V128H220ZM6 128L7 127H3L2 129L5 131L6 130ZM45 128H46V126H45ZM75 128V127H74ZM78 128V127H77ZM81 128V127H80ZM79 128V129H80ZM83 128V127H82ZM88 128V127H87ZM86 128V129H87ZM109 129H110V127H108ZM133 128H134V126H133ZM66 129V128H65ZM69 129V128H68ZM76 129V128H75ZM126 129V128H125ZM128 129V128H127ZM163 129V130H162ZM170 129V128H169ZM179 129H177V130H179ZM208 130V133H209V135H203V130ZM41 130V129H40ZM83 130V129H82ZM100 130V129H99ZM113 130V129H112ZM121 132H122V130L121 129H119ZM132 130H134V129H132ZM137 130H138V128H137ZM175 130V129H174ZM199 130H201V133H202V135H201V133L199 132ZM207 130L205 131V132H207ZM214 130V131H213ZM39 131V130H38ZM60 131H62V129L60 130ZM78 131V130H77ZM80 131V130H79ZM142 131H143V129H142ZM146 131V130H145ZM2 133H3V135H4V132L3 131H1ZM0 132V133H1ZM6 132V131H5ZM13 132V131H12ZM64 132V131H63ZM70 132H71V130H70ZM81 132V131H80ZM113 132H115V131H113ZM151 132V131H150ZM154 133V134H157V133ZM164 132V133H165ZM169 132V131H168ZM170 132H171V130H170ZM213 132L215 133H218L222 138H225V139H222V138H220L219 136L217 137V138H215V136H214V134H213ZM251 132H253V133H257L258 134V137H260L259 138V140L257 139L256 140V138H255V134H253V133H251ZM85 133V132H84ZM83 133V134H84ZM105 133V132H104ZM119 133V132H118ZM132 133V132H131ZM163 133V132H162ZM185 133H183V134H185ZM195 133V134H194ZM6 134V133H5ZM86 134V133H85ZM84 134V135H85ZM139 134H140V132H139ZM147 134V133H146ZM182 134V133H181ZM40 135V134H39ZM69 135V134H68ZM101 136L103 135V134H100ZM107 135V134H106ZM148 135V134H147ZM153 135V134H152ZM255 135V136H254ZM5 136V135H4ZM3 136V137H4ZM71 136V135H70ZM91 136V135H90ZM105 135H103L101 138L102 139H104L103 137H104ZM121 136V135H120ZM126 138H127V136L126 135H124ZM150 136H151V133H150ZM169 136V135H168ZM174 136V135H173ZM181 136V135H180ZM180 136H179V138H180ZM65 137V136H64ZM66 137H68V136H66ZM82 137V136H81ZM92 137V136H91ZM98 137H99V135H98ZM110 137V136H109ZM152 137V136H151ZM159 137V136H158ZM171 137V136H170ZM257 137V138H258ZM83 138V137H82ZM88 138V137H87ZM100 138V137H99ZM98 138V139H99ZM122 138V137H121ZM120 138V139H121ZM124 138V137H123ZM132 138V137H131ZM146 138V137H145ZM147 138H149V137H147ZM154 138V137H153ZM157 138V137H156ZM156 138H155V140H156ZM165 138L167 139V137H166V135H165ZM178 138V139H179ZM187 138V137H186ZM71 139V138H70ZM73 139V138H72ZM128 139V138H127ZM127 139L126 140H124V142L125 141H127ZM133 139V138H132ZM131 139V140H132ZM159 139V138H158ZM172 139H173V137H172ZM177 139V140H178ZM194 139V138H193ZM65 140V139H64ZM86 140V139H85ZM121 140H123V139H121ZM134 140V139H133ZM176 140V139H175ZM176 140V141H177ZM89 140H87V142H88ZM151 141H153V139H151ZM157 141V140H156ZM173 141H174V139H173ZM229 141V142H228ZM83 142H85V141H83ZM97 142V141H96ZM106 142V141H105ZM117 142V141H116ZM119 142H120V140H119ZM158 142V141H157ZM172 141H170L169 143H171ZM175 142V141H174ZM65 143H67L66 141H65ZM69 143V142H68ZM86 143V142H85ZM92 143H93V141H92ZM118 143V142H117ZM122 143L123 142H121V144H119V145H122ZM168 143V142H167ZM74 144V143H73ZM80 144V143H79ZM90 144V143H89ZM124 144V143H123ZM151 144V143H150ZM153 144H155V142L153 143ZM158 144V143H157ZM4 145H6V144H4ZM88 145V144H87ZM90 145H93V144H90ZM107 145H108V142H107ZM113 145V144H112ZM111 145V146H112ZM117 145V144H116ZM174 145H172V147L174 146ZM7 146V145H6ZM100 146H102V145H99L98 147H100ZM105 146V147H104ZM104 146H102V148H105V149H103V152H104V156L103 157H101V158H104V163H102V165L100 164V162H98L97 163V167L93 170L98 176L100 175V179H103V181H104V179L105 178H108V179H110L109 181H111L112 182V186H110V189H116V186H115V183H117V182H120L119 183V185H120V187L122 186V184H123V179H121L122 178V174L123 173H125V170L124 169H126V170H128L127 169V167H128V164H132L131 162H127V160H129L128 158H126V159H124L123 161H121L120 162V164L121 165H119L118 163H116V164H118V166L117 165H115V162L114 161H112V160H114L113 158H114V156H116V155H118V158H119V154H118V152H117V150H120L121 148H119L118 149V146H116L117 147V149H110L109 150V148L107 149L106 148V145L104 144ZM110 146V145H109ZM110 146V147H111ZM160 146H161V144H160ZM193 146V147H192ZM219 146V145H218ZM76 147V146H75ZM82 147V146H81ZM86 147V146H85ZM88 147V146H87ZM86 147V148H87ZM91 147V146H90ZM94 147H95V145H94ZM94 147H93V149H94ZM123 147V146H122ZM128 147V146H127ZM159 147V146H158ZM171 147V146H170ZM201 147V148H202ZM1 148H2V146H1ZM66 148V147H65ZM76 148H78V147H76ZM134 148V147H133ZM166 148V147H165ZM8 149H10L9 151H8ZM63 149V148H62ZM74 149V148H73ZM79 149V148H78ZM77 149V150H78ZM83 149V148H82ZM91 149V148H90ZM127 149V148H126ZM148 149V148H147ZM153 149V148H152ZM203 149V150H204ZM7 150V151H6ZM87 150V149H86ZM89 150V149H88ZM96 150H100V149H96ZM102 150V149H101ZM106 150V151H105ZM141 150V149H140ZM149 150V149H148ZM158 150H160L161 151V153H163L162 154V156H161V159H157V155H158V153H157V151ZM205 150V151H206ZM68 151V150H67ZM79 151V150H78ZM81 151V150H80ZM94 151V150H93ZM128 151V150H127ZM130 151V150H129ZM135 151H136V149H135ZM64 152V151H63ZM75 152H77V151H75ZM209 152V151H208ZM81 153V152H80ZM89 153V152H88ZM108 153V154H107ZM121 153V152H120ZM133 153V152H132ZM135 153V152H134ZM206 153V152H205ZM1 154V153H0ZM85 154V153H84ZM90 154V153H89ZM99 154V153H98ZM123 153H121V155H122ZM136 154V153H135ZM138 154V153H137ZM207 154V153H206ZM210 154V153H209ZM68 155V154H67ZM70 155V154H69ZM146 155V154H145ZM178 156L177 157V161H179V157H181L182 158V160L183 159H185L186 161V163L188 164L187 166H185L184 167V170L182 171V173L180 172H178L177 170V168L175 167L176 166V164H173V160L171 159V158H173V157H170V156ZM80 156V155H79ZM91 156V155H90ZM97 156V155H96ZM141 156V155H140ZM237 156H239V157H241V160H242V158H245L246 160H244L245 162H242L241 160H238V158H237ZM68 157V156H67ZM76 157V156H75ZM78 157V156H77ZM88 157V156H87ZM87 157H86V159H87ZM98 157V156H97ZM99 157H100V154H99ZM136 157V156H135ZM134 157V159H136ZM139 157V156H138ZM166 157V158H165ZM170 157V158H169ZM175 157V158H176ZM100 158V159H101ZM122 158V157H121ZM145 158V157H144ZM175 158H173V159H175ZM6 159H4V161L6 160ZM64 159V158H63ZM89 159V158H88ZM92 159V158H91ZM98 159V158H97ZM140 159V158H139ZM152 159H153V157H152ZM90 160V159H89ZM93 160H95V159H93ZM117 160V159H116ZM149 160V159H148ZM172 160V161H171ZM181 160V159H180ZM181 160V161H182ZM190 160H191V164H192V166H191V164H190ZM218 160H220L219 162H218ZM237 160L239 161V162H237ZM250 160H252V161H250ZM2 161V160H1ZM1 161H0V163H1ZM3 161V162H4ZM72 161V160H71ZM76 161V160H75ZM101 161V160H100ZM118 161V160H117ZM119 161H120V158H119ZM131 161V160H130ZM176 161V162H177ZM77 162V161H76ZM90 161H88L86 164H88ZM97 162V161H96ZM133 162V161H132ZM180 162V161H179ZM200 162H201V164H200ZM204 162V163H203ZM247 162V163H246ZM75 163V162H74ZM95 163V162H94ZM138 163V162H137ZM140 163V162H139ZM182 163V162H181ZM180 163V164H181ZM203 163V164H202ZM60 164V163H59ZM58 164V165H59ZM91 164V163H90ZM150 164V163H149ZM173 164V165H172ZM183 164L185 165V163L183 162ZM57 165V166H58ZM63 165H64V163H63ZM62 165V166H63ZM92 165V164H91ZM91 165H89V166H91ZM96 165V164H95ZM151 165H147V167L148 166H150L151 167ZM160 165H162V164H160ZM174 166V167H171V168H169L168 166ZM194 165V166H193ZM201 165V166H200ZM216 165H218V166H216ZM61 166V165H60ZM66 166V165H65ZM67 166H69V165H67ZM67 166H66V168H67ZM76 166V165H75ZM81 166V165H80ZM87 166V165H86ZM113 166H115V167H113ZM134 166V165H133ZM146 166V165H145ZM164 166H166L165 168H164ZM180 166V165H179ZM236 166V168H234ZM72 167V166H71ZM92 167V166H91ZM117 167V168H116ZM137 167V166H136ZM143 167V166H142ZM146 167V168H147ZM65 168V169H66ZM69 168V167H68ZM92 168H94V167H92ZM140 168H141V166H140ZM161 169V171H158V170H160ZM179 168V167H178ZM180 168H181V166H180ZM179 168V169H180ZM134 169V168H133ZM133 169H132V171H133ZM172 169H173V173H172ZM182 169H183V166H182ZM182 169H180V170H182ZM215 169V171H213ZM236 169V170H235ZM70 170V169H69ZM77 170V169H76ZM76 170H75V173H76ZM84 170H85V168H84ZM135 170V169H134ZM137 170V169H136ZM179 170V171H180ZM221 170V171H220ZM66 171V170H65ZM79 171V170H78ZM164 171V172H163ZM206 173H205V172ZM235 171V172H234ZM66 172H68V171H66ZM88 172V171H87ZM91 172V171H90ZM129 172H130V168H129ZM128 172V173H129ZM138 173V175H139V172H140V169L137 171ZM227 172L229 173L227 176H226V174H227ZM60 173V172H59ZM70 173V172H69ZM78 173V172H77ZM81 173H82V171H81ZM128 173H127V175H128ZM136 173V172H135ZM233 173V174H232ZM235 173V174H234ZM3 174V173H2ZM61 174V173H60ZM72 174V173H71ZM93 174V173H92ZM198 174V175H197ZM78 175V174H77ZM88 175V174H87ZM94 175V174H93ZM123 175H126V174H123ZM130 175V174H129ZM135 176H136V174H134ZM137 175V176H138ZM215 175V176H216ZM252 175V174H251ZM251 175H249L251 178L253 177V175L251 176ZM67 176V175H66ZM65 176V177H66ZM83 176V175H82ZM133 176V175H132ZM135 176H133L132 178H134ZM137 176L135 177V178H137ZM210 176V175H209ZM231 176V177H230ZM237 176V178H238V175H236ZM248 176V178H250ZM64 177V176H63ZM75 177V176H74ZM77 177V176H76ZM89 177V176H88ZM88 177H87V179H88ZM96 177V176H95ZM129 177V176H128ZM147 177H145V178H147ZM257 177V178H258ZM57 178V177H56ZM72 178V177H71ZM80 178V177H79ZM78 178V179H79ZM94 178V177H93ZM131 178V177H130ZM129 178V179H130ZM131 178V179H132ZM140 178V177H139ZM215 178V177H214ZM217 178V177H216ZM221 178H223V179H221ZM231 180H230V179ZM240 178V177H239ZM248 178H247V180H248ZM59 179V178H58ZM67 179V178H66ZM236 179V178H235ZM253 179V178H252ZM252 179L250 180L249 179V181L247 182L246 180V182H247V188H246V186L244 187V188H246V190H245V192H243V195H249L250 194V192H251V188H253V187H256V186H254V182H252ZM255 179V178H254ZM253 179V180H254ZM261 179V178H260ZM77 180V179H76ZM83 180V179H82ZM81 180V181H82ZM91 180H92V178H91ZM95 180H97V178H95L94 179V181ZM99 180V179H98ZM106 180V179H105ZM133 180V179H132ZM212 180V179H211ZM231 182H230V181ZM241 180V179H240ZM263 180H264V178H263ZM68 181V180H67ZM136 181V179H134V181L133 182H131V181H128L129 183H128V187H127V190H130L131 189V192L132 193H137V192H139L140 193V195H141V190H143V186H144V184H143V181L142 182H140V180H139V182H135ZM138 181V180H137ZM147 181V180H146ZM146 181H144V182H146ZM148 181V182H149ZM209 181V180H208ZM258 181H260V180H258ZM7 182H8V185H7ZM77 182H78V180H77ZM98 182V181H97ZM106 182V181H105ZM104 182V183H105ZM111 182H110V184H111ZM164 182V183H163ZM215 182H213V183H215ZM256 182V181H255ZM261 182V181H260ZM21 183V182H20ZM66 183V182H65ZM79 183V182H78ZM93 183V182H92ZM124 183H126V182H124ZM210 183V182H209ZM208 183V184H209ZM212 183V184H213ZM220 183V184H219ZM94 184H95V182H94ZM148 184V183H147ZM205 184V185H206ZM238 184V183H237ZM257 184V183H256ZM255 184V185H256ZM260 184V183H259ZM72 185V184H71ZM81 185V184H80ZM84 185V184H83ZM86 185H88V184H86ZM90 185V188H92V184H89ZM218 185H216V186H218ZM95 186V185H94ZM93 186V188H92V190H90V191H88L87 190V192H88V194L90 195V197H92L93 199H90V200H92V201H90L91 203L90 204H88V202H87V204L89 205V207H90V210H91V208L92 207H94L93 209H95V210H93L94 212H92V215H93V213L95 214V220H99L98 222H102L103 224H104V222H103V220L105 221V218L107 217V214L111 211V208L112 207H114L115 206V201H114V199H113V197L111 196L109 199H104V198H102L101 196V192H99V193H97L96 192V190H98V188H96V186L94 187ZM99 186V185H98ZM125 186H126V184H125ZM16 187H18V186H16ZM85 187H87V186H85ZM205 187V186H204ZM231 187V188H232ZM239 187V186H238ZM264 185L263 186H261L260 188H261V190H260V193L259 192H256L258 195H259V197H260V199L262 200H260L261 202H264ZM52 188V187H51ZM63 188V187H62ZM81 188V187H80ZM105 188V187H104ZM206 188H207V186H206ZM206 188H204V189H206ZM15 189V188H14ZM17 189V188H16ZM71 189V188H70ZM99 189H101V188H99ZM144 189H145V187H144ZM151 189H149V190H151ZM210 189V188H209ZM216 189H218L217 187H216ZM255 189V188H254ZM72 190V189H71ZM70 190V191H71ZM102 190V189H101ZM146 190V189H145ZM149 190H147V191H149ZM211 190V189H210ZM239 190V189H238ZM53 191V190H52ZM85 191V190H84ZM116 191V190H115ZM153 191H151V193L153 192ZM202 191H205V190H202ZM3 192V191H2ZM73 192V191H72ZM106 192V191H105ZM131 192H130V194H131ZM150 192V191H149ZM234 192V191H233ZM237 192V191H236ZM254 192V191H253ZM253 192H252V194H253ZM47 193V192H46ZM209 193H210V195H209ZM217 193V192H216ZM227 193V194H226ZM240 193V192H239ZM238 193V195L237 196H239V195H241V194H239ZM6 194V193H5ZM207 194L209 195V196H207ZM214 194V193H213ZM219 194V193H218ZM1 195V194H0ZM13 196H14V194H12ZM150 195V194H149ZM153 195V194H152ZM220 195V196H221ZM232 193H231V197H232ZM67 196V195H66ZM87 196V195H86ZM104 196V195H103ZM147 196H148V194H147ZM147 196H146V198H147ZM234 196V195H233ZM106 197V196H105ZM109 197V196H108ZM132 197H133V195H132ZM149 197V196H148ZM176 197V198H177ZM197 197H199L198 199H197ZM228 197V196H227ZM236 197V196H235ZM234 197V198H235ZM240 197V196H239ZM239 197H237V198H239ZM3 198V199H2ZM88 198V197H87ZM134 198H136V199H139V197H134ZM177 198V199H178ZM212 198V199H211ZM220 198V197H219ZM132 199V198H131ZM136 199H135V201H136ZM144 199H145V197H144ZM165 199V198H164ZM246 199V198H245ZM10 200V199H9ZM166 200V199H165ZM182 200V201H183ZM199 200V201H200ZM247 200V199H246ZM42 201V200H41ZM52 201V200H51ZM77 201V200H76ZM83 201H85L84 199H83ZM140 201V200H139ZM145 201H147V200H145ZM150 201V200H149ZM151 201H153V199L151 200ZM150 201V202H151ZM155 201V200H154ZM176 201V203H179V202H177L178 200H175ZM183 201V202H184ZM231 201V200H230ZM235 201V200H234ZM260 201H259V203H260ZM133 202V201H132ZM137 202H138V200H137ZM149 202V203H150ZM156 202H155V204H156ZM183 202H181V203H183ZM250 202V201H249ZM77 203V202H76ZM80 203V202H79ZM128 203V202H127ZM134 203H136V202H134ZM148 203V202H147ZM148 203V204H149ZM152 203V202H151ZM159 203V204H158ZM165 203V202H164ZM164 203H163V205L162 206H164ZM166 203V204H167ZM199 203V202H198ZM86 204V203H85ZM117 204V203H116ZM148 204H147V206H148ZM153 204V203H152ZM169 204H167V205H169ZM183 204H185V203H183ZM244 204V203H243ZM7 205V204H6ZM125 204H123V206H124ZM138 205V204H137ZM146 205V204H145ZM150 205V204H149ZM161 205V204H160ZM159 205V206H160ZM167 205H166V207H167ZM182 205V204H181ZM186 205V204H185ZM200 205V204H199ZM223 205H225L224 203H223ZM51 206V205H50ZM77 206V205H76ZM80 206V205H79ZM82 206H83V204H82ZM158 206V207H159ZM249 206V205H248ZM140 207V206H139ZM145 207V206H144ZM150 207L152 208V206L150 205L149 206V209H150ZM157 206H156V208H158ZM187 207V206H186ZM217 207H219V206H217ZM216 207V208H217ZM229 207V206H228ZM82 208H84V206L82 207ZM124 208V207H123ZM183 208V207H182ZM199 209V207H195L194 209L196 210V209ZM243 208V207H242ZM263 208H264V205H263ZM128 209H129V207H128ZM147 209V208H146ZM148 209V210H149ZM155 209V208H154ZM160 209V208H159ZM168 209V208H167ZM177 209V208H176ZM201 209V208H200ZM207 209H208V207H207ZM258 209V208H257ZM262 209V208H261ZM54 210V209H53ZM83 210V209H82ZM169 210V209H168ZM178 210H179V208H178ZM182 210V209H181ZM184 210H185V207H184ZM187 210V209H186ZM189 210V209H188ZM187 210V211H188ZM192 210V209H191ZM210 210V209H209ZM217 210V209H216ZM224 210V209H223ZM228 210V209H227ZM239 210V209H238ZM254 210V209H253ZM260 210V209H259ZM258 210V211H259ZM84 211V210H83ZM124 211H128L127 210V207H126V210H124ZM140 211H142V210H139V212ZM145 211V208H144V210L142 211L143 212V214L145 213L144 212ZM164 211V210H163ZM183 211V210H182ZM187 211L185 212V216L183 215V214H181L180 216L182 217V216H184V217H186V213H187ZM197 211V210H196ZM221 211V213H222V210H220ZM226 211V210H225ZM257 211V212H258ZM264 211V210H263ZM138 212V213H139ZM151 213H152V211H150ZM210 212V211H209ZM224 212V211H223ZM230 212V211H229ZM236 212V211H235ZM256 212V213H257ZM260 212H262V211H260ZM125 213H127V212H125ZM128 213H130V212H128ZM127 213V214H128ZM151 213H149L150 214V216H151ZM164 213V212H163ZM190 213H191V211H190ZM205 213H207V212H205ZM212 213V212H211ZM220 213V212H219ZM218 213V214H219ZM220 213V214H221ZM231 213V212H230ZM229 213V214H230ZM80 214V213H79ZM123 214V213H122ZM146 214V213H145ZM144 214V215H145ZM148 214V213H147ZM188 214H189V212H188ZM209 213H207L206 215L207 216H209L208 215ZM223 214H225V213H223ZM227 214V213H226ZM225 214V215H226ZM233 214V213H232ZM239 214V213H238ZM81 215V214H80ZM79 215V216H80ZM84 215V214H83ZM124 215V214H123ZM137 215V217H139L138 216V214H136ZM156 215V214H155ZM163 215V214H162ZM215 215H217V214H213V216L215 217ZM82 216V215H81ZM153 216V215H152ZM151 216V217H152ZM233 216V215H232ZM244 216V215H243ZM110 217V216H109ZM142 217H143V215H142ZM145 217V216H144ZM156 217V216H155ZM154 217V218H155ZM158 217V216H157ZM160 217V216H159ZM183 217V218H184ZM199 217V216H198ZM223 217H225V216H223ZM92 218H93V216H92ZM114 218H117V217H115L114 216ZM122 218V217H121ZM191 218V217H190ZM190 218H189V220H190ZM212 218V217H211ZM57 219V218H56ZM73 219V218H72ZM81 219V218H80ZM88 219H90V216H89V218ZM138 219V218H137ZM141 219V218H140ZM151 219V218H150ZM178 220L180 219L179 217L177 218ZM182 219V218H181ZM185 219H187V217L186 218H184L183 220H185ZM224 219V218H223ZM83 220V219H82ZM122 220V219H121ZM183 220H182V222H183ZM217 220V219H216ZM219 220V219H218ZM242 220V219H241ZM245 220V219H244ZM72 221H75V220H72ZM86 221V220H85ZM123 221V220H122ZM148 221H149V219H148ZM174 221V220H173ZM191 221V220H190ZM198 223V226H199V228L200 229H198L199 230V233H197L198 235L200 234V236H201V241L204 243V244H206V245H208V246H210L213 250H215V249H217V245H218V240L216 241V239H217V236L216 235H219V234H217L219 231H217L218 230V225H216L214 222L212 223L211 221H213V220H211V219H202L200 222L198 221V218H197V220H196ZM222 221V220H221ZM229 221V220H228ZM97 222V223H98ZM176 222V221H175ZM181 222V224H184L185 223V221L182 223ZM236 222V221H235ZM242 222V221H241ZM244 222V221H243ZM88 223V222H87ZM86 223V224H87ZM66 224V223H65ZM68 224H69V222H68ZM75 224V223H74ZM86 224H85V226H86ZM207 224H209V227H207ZM215 224V225H214ZM235 224H237V223H235ZM81 225V224H80ZM99 225V224H98ZM196 225V224H195ZM211 225V226H210ZM213 225V226H212ZM241 225V224H240ZM244 225V224H243ZM100 226V225H99ZM112 226V225H111ZM174 226H175V224H174ZM101 227H102V225H101ZM165 227V226H164ZM188 227V226H187ZM206 227H207V229H206ZM217 227V228H216ZM225 227H226V225H225ZM93 227L91 226V229H92ZM167 228V227H166ZM210 228V229H209ZM244 228L245 229H248L249 231H252L253 233H255V234H257L256 235V246L254 247V256H256V257H258V256H260L261 257V263L260 264H264V213L262 212V213H257V214H254V213H252L247 219H246V225H244ZM60 229V228H59ZM64 229V228H63ZM66 229V228H65ZM244 229V230H245ZM56 230V229H55ZM67 230V229H66ZM70 230V229H69ZM98 230V229H97ZM159 230V229H158ZM157 230V231H158ZM220 230V229H219ZM61 231V230H60ZM105 231V230H104ZM183 231V230H182ZM208 231H209V233H208ZM233 231V230H232ZM81 232V231H80ZM102 232V231H101ZM197 232V231H196ZM202 232H204V233H202ZM247 232V231H246ZM55 233H56V231H55ZM86 233V232H85ZM93 233V232H92ZM104 233V232H103ZM252 233V234H253ZM57 234V233H56ZM75 234V233H74ZM80 234V233H79ZM88 234V233H87ZM106 234H107V232H106ZM188 234V233H187ZM89 235V234H88ZM179 235V234H178ZM198 235L196 236V237H198ZM95 236V235H94ZM109 236V235H108ZM216 236V237H215ZM78 237V236H77ZM89 237V236H88ZM92 237V236H91ZM163 237V236H162ZM225 237V236H224ZM84 238V237H83ZM95 238V237H94ZM94 238L92 239V240H94ZM186 238V237H185ZM198 238H200V237H198ZM107 239H108V237H107ZM190 239V238H189ZM219 239V238H218ZM87 240H89V239H87ZM97 240V239H96ZM109 240V239H108ZM107 240V241H108ZM111 240V239H110ZM109 240V241H110ZM118 240V239H117ZM183 240V239H182ZM101 241V240H100ZM112 241V240H111ZM110 241V242H111ZM119 241V240H118ZM195 241V240H194ZM201 242V243H202ZM250 242V241H249ZM91 243V242H90ZM101 243V242H100ZM82 244V243H81ZM96 244V243H95ZM104 244V243H103ZM109 244H111V243H109ZM188 244V243H187ZM83 246H84V244H82ZM101 245H102V243H101ZM221 245V244H220ZM82 246V247H83ZM86 246V245H85ZM84 246V247H85ZM93 246H94V244H93ZM108 246V245H107ZM191 247H192V245H190ZM83 247V248H84ZM89 247V246H88ZM92 247V246H91ZM94 247H96V249H97V247H99V245H98V241H97V246H94ZM102 247V246H101ZM104 247V246H103ZM188 247H189V245H188ZM188 247H187V250H188ZM194 247L195 248H197L198 247V245L197 244H195L194 245ZM205 247V246H204ZM209 247V249H211ZM220 247V246H219ZM224 246L222 245V248H223ZM81 248V247H80ZM100 248V247H99ZM104 248H106V247H104ZM104 248H103V250H104ZM111 248H112V245H111ZM88 249V248H87ZM95 249V248H94ZM93 248L91 249L90 248V250H94ZM186 249V248H185ZM227 249H228V247H227ZM86 250V249H85ZM89 249H88V251H90ZM100 250V249H99ZM106 250H108L107 248H106ZM124 250V249H123ZM186 250V254L182 257V255H181V257H179V258H177V264H188L189 263V259H190V257H189V259H188V253H190V250H188L187 251ZM193 252H192V254H194V250H193V247H192V249H191ZM198 250V249H197ZM51 251V250H50ZM96 251H98V250H96ZM114 251V250H113ZM121 250H119V252H120ZM211 251V250H210ZM216 251V250H215ZM228 251V250H227ZM246 251V250H245ZM101 252V251H100ZM125 252V251H124ZM123 252V253H124ZM207 252V251H206ZM222 252V251H221ZM92 254H93V252H91ZM99 253V252H98ZM104 253V252H103ZM102 253V254H103ZM130 253V252H129ZM136 253V252H135ZM225 253V252H224ZM229 253V252H228ZM95 254V253H94ZM106 254V253H105ZM104 254V255H105ZM111 254V253H110ZM127 254V253H126ZM205 254V253H204ZM83 255V254H82ZM85 255V254H84ZM99 255V254H98ZM109 255V254H108ZM107 255V256H108ZM117 255L119 256V258H120V255L118 254V252H117ZM123 255H125V253L123 254ZM145 255V254H144ZM190 255V254H189ZM209 257H208V260H207V262L205 263L204 262V264H213V258H214V253H212V252H209ZM207 255V256H208ZM88 256V255H87ZM89 256H91V255H89ZM92 256H94V255H92ZM106 256V257H107ZM110 256V255H109ZM108 256V257H109ZM146 256V255H145ZM220 256V255H219ZM253 256V257H254ZM94 257H96V254H95V256ZM102 257H104V256H102ZM106 257H104V258H106ZM155 257H156V255H155ZM175 257V256H174ZM202 257V256H201ZM206 257V256H205ZM221 257V256H220ZM255 257V259L257 260V258ZM91 258V257H90ZM89 258V259H90ZM116 258H118V257H116ZM115 258V259H116ZM127 258V257H126ZM126 258H125V256H124V260H126ZM130 258V257H129ZM134 258H135V255H134ZM143 258V257H142ZM194 258H195V256H194ZM207 258V257H206ZM54 259V258H53ZM92 259H94V258H92ZM99 259H100V257H99ZM102 259V258H101ZM136 259V258H135ZM139 259V258H138ZM154 259V258H153ZM196 259V258H195ZM205 258L203 257V260H204ZM217 259H218V257H217ZM88 260V259H87ZM129 260V259H128ZM164 260V259H163ZM216 260V259H215ZM224 260V259H223ZM227 260H229V259H227ZM90 261V260H89ZM97 261V260H96ZM122 261V260H121ZM141 261V260H140ZM258 262H259V260H257ZM127 262V261H126ZM125 262V263H126ZM175 262V263H176ZM190 262H191V260H190ZM218 262H219V260H218ZM217 262V263H218ZM47 263V262H46ZM93 263H95L94 261H93ZM100 263H102V261H99V264ZM144 263V262H143ZM172 263H173V261H172ZM193 263V262H192ZM195 263V262H194ZM53 264H54V262H53ZM89 264V263H88ZM128 264V263H127ZM203 264V263H202ZM219 264V263H218ZM254 264V263H253Z\"/></svg>",
    "mask_w": 264,
    "mask_h": 264
}]
</instances>
